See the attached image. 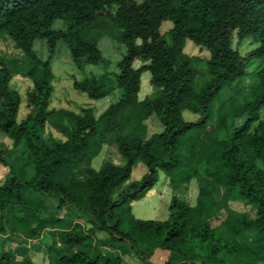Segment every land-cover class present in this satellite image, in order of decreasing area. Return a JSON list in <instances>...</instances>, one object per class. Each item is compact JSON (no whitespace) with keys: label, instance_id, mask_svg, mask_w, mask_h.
<instances>
[{"label":"trees","instance_id":"16d2710c","mask_svg":"<svg viewBox=\"0 0 264 264\" xmlns=\"http://www.w3.org/2000/svg\"><path fill=\"white\" fill-rule=\"evenodd\" d=\"M164 25L169 29L162 33ZM234 36L256 48L241 58ZM3 37L22 58H0V137L18 154L8 163L0 144V166L8 169L0 187V237L36 241L47 234L52 264H124L132 255L152 264L159 253L164 264H264V0H0ZM103 38L125 48L117 73L86 77L72 88L95 102L118 92L116 100L98 118L92 108L80 115L50 109L58 45L79 70L107 68L98 47ZM187 42L208 53L205 75L184 53ZM250 60L262 67L248 74ZM136 61L146 65L134 69ZM145 72L157 94L140 101ZM16 76L32 84L29 113L19 123L21 98L9 86ZM246 77L247 99L225 96ZM149 121L158 133L149 135ZM47 128L64 141L48 136ZM109 145L122 165L93 170ZM138 164L146 174L130 182ZM159 172L172 193L193 180L206 182L193 207L173 195L165 221L137 220L131 206L153 190ZM221 190L236 191L238 199H217ZM48 198L57 203L55 215H48ZM71 210L107 239L68 226ZM0 264L34 263L17 262L0 239Z\"/></svg>","mask_w":264,"mask_h":264},{"label":"rangeland","instance_id":"374dc122","mask_svg":"<svg viewBox=\"0 0 264 264\" xmlns=\"http://www.w3.org/2000/svg\"><path fill=\"white\" fill-rule=\"evenodd\" d=\"M140 3L141 0H135ZM59 27V24L56 25ZM169 29V25H164L161 32L164 33ZM38 41L34 43V50L43 60L46 59L47 53L44 45L39 44ZM102 57L110 62L108 67L103 65L87 66L83 70L77 69L70 60L67 49L63 45H58L57 54L52 59L50 65L53 74V80L51 82L53 93L51 97L50 109L53 110H65L72 112L76 115H80L82 110L86 108H92L94 110V117L98 118L109 106L114 102L118 96V92H115L112 96L100 100L90 101L85 94L76 92L73 90L72 85L74 81H81L86 77L99 76L104 73L116 74V64L120 61L122 55L125 53V48L119 46L107 38L101 39L98 44ZM232 48L236 50L241 58H245L250 52H252L256 45L251 40H245L238 44L234 36L232 42ZM184 53L197 60L195 62L196 68L200 75H205V62L209 59V55L205 51H200L199 48L193 46L187 42L184 48ZM0 58L5 60L21 59L22 54L14 48L12 41L6 37L0 38ZM145 63L136 61L133 65L134 69H139L145 66ZM262 67V62L259 60H250L247 65V73L251 74L258 71ZM202 79L199 78V83ZM250 78L246 77L233 85L232 88L225 91L226 97L234 98L238 102H242L247 99L250 92ZM10 89L17 92L21 98V106L18 112V123L23 121L29 109L26 107V94L31 90L32 84L29 80L16 76L9 84ZM157 94V90L150 83V75L145 72L141 76L140 92L138 98L142 101L145 98H152ZM260 119L264 120V109L260 113ZM187 121H194L196 117L188 116ZM149 135L158 133L160 129L155 121L147 122ZM46 133L58 141H64V138L47 128ZM0 144L4 146L6 152V160L8 163H13L18 157V154L12 153V143L10 140L0 137ZM109 162L116 166H121L122 161L119 157L114 146H104L100 155L94 159L91 168L95 171L99 170L102 164ZM146 174V168L142 164H138L132 172L130 182L139 181ZM8 175V169L0 166V187L5 183ZM205 180H193L189 185L181 187L175 193H172L168 187V181L162 173L159 172L158 182L153 188L151 197L149 193L146 197L138 202L132 204V215L135 219L141 221H165L168 217V206L173 195H175L181 202L193 207L196 202V197L199 189L205 185ZM223 196H228L232 199H238V193L231 190H221L217 194V199ZM46 207L48 215H55L57 213V203L53 199H46ZM231 207L240 212H247L250 208H246L241 204H232ZM67 225L73 226L79 224L84 228L86 232H90L95 238L99 240H106L107 235L103 232L94 230L90 224H88L81 216L71 210L67 214ZM223 220L221 215L215 220L214 225H217ZM4 242L5 249L12 252L17 262H21L24 259H29L34 264H52L51 257L46 254L47 247L50 244V239L47 234H44L40 239L36 241H28L21 237H14L6 235L0 237ZM165 254L159 253L153 259L152 264H164ZM137 259L134 256L127 259L124 264H138Z\"/></svg>","mask_w":264,"mask_h":264},{"label":"crops","instance_id":"0c3cea01","mask_svg":"<svg viewBox=\"0 0 264 264\" xmlns=\"http://www.w3.org/2000/svg\"><path fill=\"white\" fill-rule=\"evenodd\" d=\"M152 192H153V191H150V192H149V194H150L149 197H151ZM132 256H133V255H132ZM129 258H131V256L124 257V262H126L127 259H129ZM136 261H137L138 264H140V263L138 262V260H136Z\"/></svg>","mask_w":264,"mask_h":264}]
</instances>
